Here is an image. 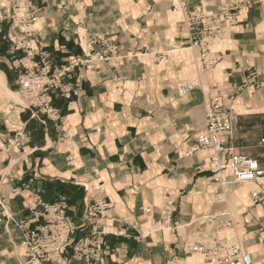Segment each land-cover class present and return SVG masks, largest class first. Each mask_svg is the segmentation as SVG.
I'll use <instances>...</instances> for the list:
<instances>
[{"label": "crops", "instance_id": "obj_1", "mask_svg": "<svg viewBox=\"0 0 264 264\" xmlns=\"http://www.w3.org/2000/svg\"><path fill=\"white\" fill-rule=\"evenodd\" d=\"M28 2L36 22L24 28L5 17L13 0H0V264H27L18 225L42 223L28 210L37 194L48 204L67 199L77 239L95 224L104 230L100 264H201L204 257L188 253L187 244L211 232L205 216L236 207L235 236H217L238 242L257 264L264 255V204H249L255 185L231 184L218 195L208 152L185 154L214 95L239 114L222 160L240 154L264 168V0H188L189 7L200 4L207 12L246 3L216 45L221 59L211 79L193 63L182 16L172 11L176 0ZM25 31L30 47L57 67H70L65 92L52 91L59 121L32 117L7 93L20 89L16 65L25 52L15 51L13 42ZM90 41L95 51L111 47L113 58L96 62L87 51ZM143 46L146 51L131 56ZM89 57L91 64L85 63ZM246 62L254 66V85L230 101V86L247 80ZM195 80V89L177 96L179 82ZM19 131L29 139L16 147ZM222 176L232 179L229 170ZM102 200L109 204L102 218L86 221L87 208Z\"/></svg>", "mask_w": 264, "mask_h": 264}, {"label": "built area", "instance_id": "obj_2", "mask_svg": "<svg viewBox=\"0 0 264 264\" xmlns=\"http://www.w3.org/2000/svg\"><path fill=\"white\" fill-rule=\"evenodd\" d=\"M13 4V17H11L13 26L28 28L27 24L36 22L34 11L28 0H13ZM244 4L246 3H225L216 11L207 12L200 4L189 7L188 0H176L172 11L182 16L180 29L186 35L188 48L194 55L193 63L199 74L206 75L210 79L213 77L221 59V53L214 51L212 45L219 43L227 30L237 23L238 12ZM18 12H21L19 16ZM22 36L25 38L13 42L14 49L15 51L21 49L26 56L32 57L34 49L26 40L30 37L29 32H22ZM94 44H96L95 41H90L87 51L91 53L96 62H108L113 58L114 51L111 47L101 44L98 51H95L92 48ZM143 50H147L145 46L136 49L131 56L136 57ZM91 61L89 57L85 63L91 64ZM245 65V70L249 73L247 80L240 86H230V101L234 100L237 94L244 89L254 85L256 79L254 66L249 62ZM34 66L36 63L32 68ZM59 68L53 70L44 65L42 69L44 81L40 80L33 70L20 75L18 78L20 89L16 94L20 99L14 100L15 105L29 110L32 117L43 114L59 121L60 112L52 105V91H58L60 94L65 92L63 80L69 73L70 67ZM196 86L197 80L179 82L176 85L177 96L184 97ZM212 88L216 89L217 85H212ZM204 112L202 131L197 135L193 146L188 149L185 156L190 157L199 151L208 152L210 171L214 176L215 192L218 195H224L226 188L231 184L250 183L255 185V189L249 192L252 205L264 204V168L261 169L254 159L240 154L232 153L227 162L222 160V156L229 153L228 141L237 128L238 112L214 95L209 97ZM28 139L26 133L16 132L15 146L20 147L26 144ZM260 143L264 145V138ZM225 170L231 171V181L222 176ZM18 193L15 189L12 195L16 196ZM217 202L224 203L225 201L218 198ZM108 207V202L104 200L90 205L86 211V221L91 218H102V211ZM0 208H3L1 202ZM28 210L35 218H40L42 223L33 228L24 221L18 225V229L22 231L20 246L26 253L27 264H100V259L103 257L100 241L105 235L104 230L100 231L95 228V224L87 237L77 239L79 227L67 214L68 202L65 197H60L54 204H48L37 194L33 205L28 207ZM171 213L172 211L166 210V219L170 218ZM205 220L211 226V232L209 234L200 233L195 241L187 244L188 253L204 257L201 264H253L252 257L245 253L238 242L231 243L217 236L222 230L235 229V220L229 211L222 209L216 214L205 216ZM85 224L86 222L82 223L80 227H84ZM69 249H71L70 252Z\"/></svg>", "mask_w": 264, "mask_h": 264}, {"label": "rangeland", "instance_id": "obj_3", "mask_svg": "<svg viewBox=\"0 0 264 264\" xmlns=\"http://www.w3.org/2000/svg\"><path fill=\"white\" fill-rule=\"evenodd\" d=\"M20 13L21 12H18V16L20 15ZM5 17H8V19L7 20H9V21H13V20H11V17H13V9L11 10V12L9 13V15H5ZM6 20V19H5ZM12 25H13V23H12ZM28 25V28H31V26H32V24H27ZM30 25V26H29ZM218 43H214L213 45H212V49L213 50H215L216 49V45H217ZM19 51H21V49L19 50ZM43 61V62H42ZM34 63H36V66H34V68H32L33 67V64ZM44 65L45 66H47V67H49V68H51V69H53V70H55V69H60L59 67H57V66H55L53 63H52V60L50 59V57H48V56H46V54L44 53V52H42V51H40V50H36V49H34V53H33V56L32 57H28V56H26V54L20 59V61L17 63V65H16V69L17 70H20L19 72V74L20 75H22V74H25V72H27V71H31V70H33L34 71V73H35V75L40 79V80H42V81H44L43 80V78H44V76H42L43 74H42V69H43V67H44ZM53 72L51 71V74H52ZM215 74V73H214ZM7 93H9L8 91H7ZM10 94H12V93H9V97L10 98H12L13 100H14V98H16V100L18 99H20L19 98V96H15V97H13L12 95H10ZM15 100V101H16ZM223 174V173H222ZM239 186H236V187H234V189L235 188H238ZM248 198H249V196H248ZM225 203V202H224ZM249 204L250 205H252V203H251V201H250V199H249ZM233 206V207H235V205L234 204H232V203H230V206ZM255 205H253L252 207H254ZM236 208V207H235ZM235 208H231L232 209V211L230 210V209H228V208H224L223 210H226V211H229L230 213H231V215L233 216V218H234V220H235V213L238 211L237 210V208L235 209ZM230 234V237H234L235 236V232H234V230H222V231H220L219 232V235H223V234ZM255 262L257 263V264H264V255L263 254H261V255H258L257 257H256V260H255Z\"/></svg>", "mask_w": 264, "mask_h": 264}, {"label": "bare ground", "instance_id": "obj_4", "mask_svg": "<svg viewBox=\"0 0 264 264\" xmlns=\"http://www.w3.org/2000/svg\"><path fill=\"white\" fill-rule=\"evenodd\" d=\"M9 93H11V92H9ZM9 93H8V94H9ZM10 95H12L13 97H15V96H16V95H13V94H10ZM15 100H16V98H15Z\"/></svg>", "mask_w": 264, "mask_h": 264}]
</instances>
